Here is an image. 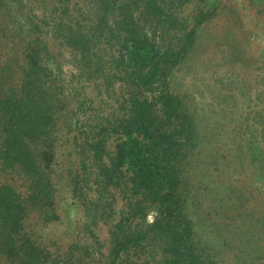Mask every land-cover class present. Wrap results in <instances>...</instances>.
<instances>
[{
  "label": "trees",
  "instance_id": "obj_1",
  "mask_svg": "<svg viewBox=\"0 0 264 264\" xmlns=\"http://www.w3.org/2000/svg\"><path fill=\"white\" fill-rule=\"evenodd\" d=\"M229 1L0 0V264H264V118L224 140L174 79ZM62 51L102 105L82 132Z\"/></svg>",
  "mask_w": 264,
  "mask_h": 264
},
{
  "label": "rangeland",
  "instance_id": "obj_2",
  "mask_svg": "<svg viewBox=\"0 0 264 264\" xmlns=\"http://www.w3.org/2000/svg\"><path fill=\"white\" fill-rule=\"evenodd\" d=\"M257 2H261L260 7H264V0ZM191 9L187 7L183 11L184 16H189ZM58 59L62 65L60 78L67 84L72 82L79 100L84 103L78 113L79 129L84 130L86 115L102 108L100 97L91 84L85 86L80 79L71 75L73 68L69 53L62 51ZM174 79L176 88L195 108L203 130L211 131L224 140L232 142L234 138L241 143L242 135L235 129L236 124H242L243 121L234 122L232 114L244 110L247 116H253L254 113L250 112L252 109L248 107L256 106L259 111L256 112L257 120L260 115L264 118V12L258 13L244 0L224 2L221 13L203 28L195 48L180 65ZM260 124L264 126V119ZM73 156L78 157L75 154ZM73 156H68L66 161L72 163ZM65 174L64 171L63 177L57 180V187L66 181ZM62 194L65 200L60 213L65 216V222L72 225L73 219L77 218V205L64 192ZM77 214L83 215V210L80 209ZM68 230L71 227L61 224L51 233L58 237L59 242L65 243L68 236L72 235V231ZM100 230L103 232V228ZM79 235L82 239L87 236L83 232Z\"/></svg>",
  "mask_w": 264,
  "mask_h": 264
}]
</instances>
